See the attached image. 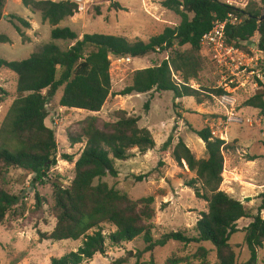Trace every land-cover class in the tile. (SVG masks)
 Listing matches in <instances>:
<instances>
[{
	"label": "trees",
	"instance_id": "16d2710c",
	"mask_svg": "<svg viewBox=\"0 0 264 264\" xmlns=\"http://www.w3.org/2000/svg\"><path fill=\"white\" fill-rule=\"evenodd\" d=\"M7 3L8 0H0V21L8 19L19 36L24 41L29 40L21 26L30 29V23L20 16H4ZM22 4L33 13H40L52 31L50 42L40 45L28 59L7 61L0 58V70L7 69L17 78V97L0 128V225L8 220L22 219L26 214L24 197L15 194L11 188L12 172L22 171L33 176L30 190L35 193L36 211H40L46 202L39 195L37 186L48 183L52 186L51 212L56 226L49 235L41 234L42 239L56 242L82 240L77 251L52 258L51 264H84L97 255H106L107 243L120 247L138 238L143 239L149 252L170 242L200 245L197 258L208 257L209 252L203 245L211 243L218 264H238L236 249L239 246H234L231 238L240 232L238 222L243 219L252 220L242 230L244 245L250 252V259L245 264H257L259 253L264 251V194L257 214L253 215L240 200L222 190L225 154L234 150V142L214 137L210 127L193 130L205 143V158H197L182 138L172 149L175 161L181 165L185 163L195 174L186 186L208 207L207 212L200 214L192 236L184 231H172L155 241V198L134 200L102 181L108 176H119L115 162L131 159L132 150L137 149L145 155L157 147L151 131L140 127L141 118L129 116L124 110L116 113L114 122L103 124L96 116H90L83 122L80 134H68L72 145L85 144L75 162V177L69 186L65 187L50 176L57 166L59 146L55 130L47 126L48 106L61 88H64L59 101L61 108L82 110L91 115L100 113L110 96L172 92L175 100L191 97L201 105L206 98L217 101L224 95L222 89L209 90L200 85L205 62L202 39L212 29L213 22L225 18L229 9L217 0H164L162 7L180 17V24L166 28L148 42H131L123 36L104 34H85L80 39L71 28L61 27L63 21L76 15V5L70 0L59 3L22 0ZM263 10L251 2L243 11V25L228 30L229 43L247 51L252 39L258 35V48L264 53ZM57 41L74 44L64 50ZM0 43L9 44L11 39L0 36ZM169 51L173 55L168 60L136 70L131 85L118 93L112 92L113 60L119 57L141 59ZM175 74H180V82L174 78ZM193 83L201 87L194 89ZM3 102L4 98L0 97V106ZM244 106L259 110L264 117V84ZM144 109L150 111V101ZM172 142L173 136L164 149H170ZM61 158L72 163L75 160L68 154ZM257 159L252 157L250 161ZM142 180L137 178L139 182ZM108 228L114 230L107 234ZM183 263L180 258H171L167 262Z\"/></svg>",
	"mask_w": 264,
	"mask_h": 264
},
{
	"label": "rangeland",
	"instance_id": "374dc122",
	"mask_svg": "<svg viewBox=\"0 0 264 264\" xmlns=\"http://www.w3.org/2000/svg\"><path fill=\"white\" fill-rule=\"evenodd\" d=\"M121 3L134 6L141 5V0H119ZM98 5L91 8L84 15V20L73 22L70 18L61 23V27H69L81 39L85 34L121 35L129 41L142 40L148 42L150 38L160 35L166 28H174L180 24V17L174 13L164 11L159 2L154 0L148 6L158 7L162 12V21H152L142 29L122 28L114 23V11H118L117 3L111 0H97ZM264 9V0H252ZM166 10V9H165ZM29 9L20 4L19 0H8L4 16L25 17ZM17 23V21H15ZM18 24V23H17ZM27 33L30 29L21 26ZM6 35L11 43H0V58L7 61H22L28 59L36 49L50 42L47 33L35 40L36 49L33 50L32 37L24 41L17 33L11 21L3 18L0 21V36ZM259 36L252 39L251 47L245 52L253 55V50H259ZM62 49L66 50L74 42L57 41ZM34 45V46H35ZM171 51L166 53L150 54L141 59H133L131 63L118 64L115 60L111 66L112 92L118 93L131 85L132 76L136 70L150 68L157 63L171 57ZM205 58L204 69L201 72L200 85L209 90L219 89L220 73L202 52ZM180 79V74H175ZM198 85V89L201 87ZM17 78L7 69L0 70V97L4 102L0 106V128L5 121L8 111L17 97ZM258 91L240 90L235 94L238 100L236 114L241 118H250L252 124H231L225 122L226 110L214 98H206L199 105L194 98L187 97L175 100L172 92L149 93L131 96H110L102 111L96 115L77 110L67 111L60 107L59 101L64 93L61 88L56 98L48 106L50 116L47 126L53 128L57 134L58 162L50 176L59 180L65 187L69 186L75 177V162L79 159L85 144L72 145L68 134L77 136L81 133L83 122L90 116H96L100 124L114 122L116 113L124 110L129 116L141 118L140 127L148 128L154 136L157 147L145 155L137 149L131 151V159L116 161L119 176H108L102 181L110 187H115L134 200L154 197L153 208L156 212L153 223L155 241L172 231H184L189 236L195 235V225L202 212H207L208 207L204 201L196 198L195 192L186 186V182L195 178L185 163L178 164L172 149L179 138H182L197 158H205V143L193 130L204 127H217L222 120L224 138L227 142H234V150L225 154V177L227 192L240 200L253 215L261 205L264 194V117L259 110L245 107L244 103ZM150 101V111L146 112L144 106ZM181 103V104H180ZM178 104V105H177ZM219 125V124H218ZM219 131V134H221ZM173 136L172 147L164 149V145ZM73 155L74 162H67L62 155ZM257 157L256 161H250ZM232 173L235 174L231 178ZM11 188L15 194H22L26 203V214L22 219L8 220L0 225V264H51L52 258H61L66 254L77 251L82 245L81 241H48L41 234L49 235L56 226L51 206L53 205L52 186L48 183L37 186L39 195L46 200L40 211L35 210V193L30 190L32 175L22 171L11 174ZM143 178L141 182L137 178ZM264 218V212L262 213ZM252 222L243 219L238 222L240 232L231 238V243L239 246L236 249L238 264H245L250 259V252L244 245L245 235L242 230ZM114 230L108 228L109 234ZM106 255H97L93 260L84 264H167L171 258L183 259V264H218L215 248L211 243L204 244L209 252L207 258H197L200 245H184L170 242L166 246H157L153 251H147V245L142 238L120 247H113L109 243ZM257 264H264V251L259 253Z\"/></svg>",
	"mask_w": 264,
	"mask_h": 264
},
{
	"label": "built area",
	"instance_id": "2783aa9c",
	"mask_svg": "<svg viewBox=\"0 0 264 264\" xmlns=\"http://www.w3.org/2000/svg\"><path fill=\"white\" fill-rule=\"evenodd\" d=\"M54 3L66 0H43ZM76 5V15L86 14L91 8L98 5L97 0H70ZM229 9V13L223 19H216L212 29L203 36L202 52L216 65L220 73V86L225 94L217 99L219 104L226 110L225 122L231 124H252L250 118H241L236 114L238 100L235 94L240 90L258 91L264 84V53L260 50H251L253 55L245 52L240 47L230 44L228 30L241 27L244 23L243 11L251 4L252 0H217ZM167 58L166 60H168ZM131 57H119L115 63H131ZM174 78L180 82L179 79ZM192 88L198 89L193 83ZM223 121L210 126L212 134L216 138H224L221 131ZM221 131V134H219Z\"/></svg>",
	"mask_w": 264,
	"mask_h": 264
},
{
	"label": "crops",
	"instance_id": "0c3cea01",
	"mask_svg": "<svg viewBox=\"0 0 264 264\" xmlns=\"http://www.w3.org/2000/svg\"><path fill=\"white\" fill-rule=\"evenodd\" d=\"M20 4L22 3V0H19ZM152 0H141V5L134 6V5H127L126 3H121L119 0H111L113 3H117L118 11L113 12V19L114 23H117V25L122 26V28H132V29H142L146 27L149 23H152V21H162L160 17V13H162L158 7H149L148 4H151ZM156 2H159L160 5L164 0H154ZM161 8L168 12V10H165L162 5ZM26 21H28L31 25L30 30L27 32V35L29 37L33 38V41L30 44H33V50L36 49L35 40H37L38 37L42 36L43 33H47L48 38L50 36L51 38V31L52 27L47 22H43L42 16L40 13H33L30 9L27 15L23 17ZM84 18V15H75L74 17L70 18L73 22H79ZM81 19V20H80ZM84 20V19H83ZM121 36V35H118ZM35 45V46H34ZM82 111V110H77ZM85 112V111H82ZM225 177V174L223 175ZM235 174L232 173V177H234ZM233 179V178H232ZM226 183L227 181H224L222 190L227 192L226 190ZM228 193V192H227Z\"/></svg>",
	"mask_w": 264,
	"mask_h": 264
},
{
	"label": "water",
	"instance_id": "95a60500",
	"mask_svg": "<svg viewBox=\"0 0 264 264\" xmlns=\"http://www.w3.org/2000/svg\"><path fill=\"white\" fill-rule=\"evenodd\" d=\"M264 20V10H263V16H262V18H261V21H263Z\"/></svg>",
	"mask_w": 264,
	"mask_h": 264
}]
</instances>
